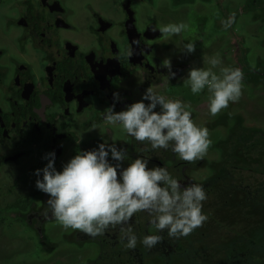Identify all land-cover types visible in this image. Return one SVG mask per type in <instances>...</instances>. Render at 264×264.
<instances>
[{
    "label": "flooded vegetation",
    "instance_id": "obj_1",
    "mask_svg": "<svg viewBox=\"0 0 264 264\" xmlns=\"http://www.w3.org/2000/svg\"><path fill=\"white\" fill-rule=\"evenodd\" d=\"M162 1L180 10L175 23L189 25L190 30L185 32L193 38L188 40L195 36L209 40L221 36L220 41H214L220 44L217 54L212 52L221 61L217 71L244 70L245 91L264 90V55L255 46L257 43L264 48V0H159ZM157 13L154 0H0V231L6 233L0 236V245L11 249L9 255L14 264L37 257L38 250L42 252L40 256H49L56 248L47 232L59 236L63 233L58 231L57 224L58 230L52 232L55 219L47 208L49 196L36 188V180L43 176L41 172L38 177L36 170L43 169L53 159L49 153H55L54 167L60 172L75 155L95 150L101 143H115L118 148L126 149L122 167L137 157L147 159L148 165L151 161L157 167L165 164L171 146L167 150L156 149L158 157L150 158L153 151L150 143L142 144L120 124L105 121L106 109L115 104L114 111L126 110L127 106L141 101L148 88L166 100H180L185 105L197 103L198 94L194 95L186 83L189 70L197 67L191 61L195 54L185 50L186 33L163 36L159 28L171 23L159 21ZM233 13L235 22L228 31L222 22ZM198 25L199 30L195 27ZM205 30L207 35H203ZM175 37L179 41L169 43ZM129 52L133 54L129 56ZM166 59L171 61L175 78L167 77L168 69L163 68ZM114 93L119 94L118 101L114 100ZM261 103L257 111L259 118L264 119V99ZM190 111L194 119L197 111L193 108ZM230 114L242 116L241 111ZM225 115L220 112L216 120ZM226 120L228 128L236 123L231 117ZM171 155L173 162H183L173 151ZM109 161L113 165L117 163L110 153ZM175 166L179 165L175 163ZM183 169L180 168L184 181H178L182 187L191 186L193 183L187 181ZM261 190L263 186L258 190L252 188L251 196L247 194V208L254 203L252 209L256 212L258 204L264 201ZM133 217L139 221L137 226L132 224ZM133 217L128 224L135 227L133 231L145 228L149 235H163L150 220L140 222V213ZM113 229L121 230V226ZM72 233L77 240L80 237V247L87 243H94L99 249L110 247L109 230L104 234L106 238H92L73 229ZM239 236L244 245L251 242L244 246L246 251H259L258 256H264V230L257 232L253 228L240 232ZM3 237H14L13 246L4 244ZM118 238L127 241L123 234ZM142 240L137 239L140 247ZM173 241L164 240V243ZM187 245H183L184 252L173 248L161 252L166 261L183 257L193 263L197 248L188 251ZM29 246L32 253L21 254ZM135 250L141 257V248L136 246ZM99 252L97 257H102ZM0 253L7 254L4 248ZM259 260L256 258L255 262Z\"/></svg>",
    "mask_w": 264,
    "mask_h": 264
},
{
    "label": "clouds",
    "instance_id": "obj_2",
    "mask_svg": "<svg viewBox=\"0 0 264 264\" xmlns=\"http://www.w3.org/2000/svg\"><path fill=\"white\" fill-rule=\"evenodd\" d=\"M234 22L233 13L222 23L228 29ZM188 28V24L181 22L162 26L159 32L171 37ZM185 50L195 52V43L186 44ZM220 63L218 56L210 60L212 68ZM163 68L168 69V79L175 78L170 60L163 61ZM212 68L190 69L186 83L194 95L207 88L210 93L208 110L216 116L230 102L239 101L244 74L239 68H222L218 75ZM113 96L116 101L120 99L118 93ZM114 108L115 104L106 109V123L120 124L136 141L150 143L152 150H167L171 146L181 160L191 163L202 160L212 144L208 128L197 126L193 121L190 105L180 100H166L151 88L146 90L141 101L132 103L126 110L116 112ZM109 153L117 162L115 165L110 163ZM126 154V149L118 148L115 143H101L95 150L75 155L60 172L54 167L55 153H49L53 159L35 174L39 177L43 173L42 179L36 180V188L48 194L46 204L52 217L64 229L77 230L92 238L104 235L109 228L121 226L127 239L126 248L131 250L136 249L137 237L131 226H122L128 225L137 212L152 215L151 223L158 232L166 231L169 238L187 237L203 226L208 217L202 213V202L207 196L201 185L182 187L166 168H149V161L141 157L122 167ZM47 215L46 211V218ZM142 243L150 250L163 243V237L146 235Z\"/></svg>",
    "mask_w": 264,
    "mask_h": 264
},
{
    "label": "rangeland",
    "instance_id": "obj_3",
    "mask_svg": "<svg viewBox=\"0 0 264 264\" xmlns=\"http://www.w3.org/2000/svg\"><path fill=\"white\" fill-rule=\"evenodd\" d=\"M154 2L158 10L156 17L159 21L162 23L177 24L175 20L180 10H177L176 6L170 7L167 1H162L160 3L159 0H154ZM195 27L197 30L201 29L199 25ZM206 30L203 35H207ZM181 34L185 35L184 45L189 42L195 43V52H193L195 57H192L191 60L193 62V67L212 68L210 60L215 58L212 52L215 51L217 54L218 47L220 46V44H215L214 41H220L221 36L215 35L216 37L214 39L209 40L207 37L201 36V34L197 32L201 37L195 36L194 39L188 40L187 38H193V35L185 31ZM256 36H259V34H256ZM178 41L179 40L175 37L170 39L169 43H177ZM255 46L258 47L259 51L264 55V48L257 43ZM219 66L220 64L216 67L220 69ZM216 67L212 68V70L219 75L220 70L217 71ZM243 71L244 70H242V72ZM209 96L210 93L206 88L197 95V103L190 105L193 110L197 111L193 121L197 126L207 127L209 130V138L212 144L208 149L207 155L202 160L191 163L183 161L178 157L177 159H179V161H183L179 163L178 160L172 161V151L167 150L165 164L159 166L166 168L172 178L176 175V179H179L181 183H183L184 178L183 175H181L182 170H180V168H184L183 172L188 179L187 181L201 185L207 196V199L202 202V213L206 215L208 219L204 222L202 227L194 229L187 237H182L180 243L186 245L188 241L191 240L197 242L201 247L209 249H206V251H199V253L205 255H200L201 257L198 256L197 262L195 261L196 264H209L211 262V264H250V262L252 264H264V256H258L260 253L259 251H256L254 257L251 259H241L242 256H244V252H241V249L244 248L245 245H250L251 242H245L244 245L239 236L240 232H245L246 230L253 231V228H255L257 232H262L264 230V201L261 205L258 204L256 212L254 208L252 209L254 203H250V208H247L249 203L245 204L246 199L249 198L247 194L251 196L252 188L258 190L261 186L264 187V119L259 118V112L257 111V108L262 106L261 101L264 99V90L260 91L256 89L248 91L247 93L245 89L242 88V96L239 101L236 103H229V106L221 111L222 114L226 115L217 120L216 116L213 119V116L209 113ZM232 111H241L242 116L230 114ZM228 117H231V119L236 122L235 125H231L230 128L225 125V121H227L226 118ZM212 120L215 122H210ZM149 155L150 158L158 157L157 150H153ZM175 163L179 166H175ZM182 165L185 166L182 167ZM148 166L149 168L157 167L153 166L152 161ZM248 185L253 187L249 189ZM260 193V195H264V190H261ZM137 213L141 214L140 222L142 223H145L147 220L152 221L153 219V216L148 212H142L143 214L141 212ZM249 214L257 215L253 216ZM218 219L222 223L219 222ZM53 222L54 230H52V232L58 230V228L55 229V224H57L59 225L58 231L66 233H62V235L59 236V233L54 232L53 236L47 232V235L52 237L51 240H53L56 248H53V253L49 256H46V254L40 256L42 252L38 250L37 257L34 255V257H29L27 261L22 259L18 261L19 264H96V262L98 264H153L151 255L148 253V248L136 245L141 248L143 254L140 257L132 250V253H134V256H132L130 249L126 248L127 241L124 242L118 238L123 234L120 229L113 231L114 229L110 228V237L107 238L108 245H110L109 249L105 247L99 249L94 243L95 246L87 243L80 247V237H78L79 240H77L74 233H72V229H64L56 220ZM258 224H262V227L257 226ZM3 233L5 232L0 231V236H3ZM101 236L103 237L104 235ZM69 238L71 240H69ZM104 238L106 237L104 236ZM137 239L139 240V237ZM169 240L178 239L173 238ZM3 241L4 244L12 247L14 237H3ZM1 248H4L7 254L2 256L0 253V257L2 258V260L0 259V264H14L10 259L12 255H9L11 249L1 247L0 245V249ZM15 249H18L16 245ZM32 250L31 246H29L20 252L22 254L26 251V253L31 252ZM99 250H101L102 257H97L100 253ZM15 252H17V254L20 253L18 251ZM26 255L28 256V254ZM190 257L191 255L188 256L187 259ZM94 258H96V262ZM256 258L261 260L255 262ZM186 263L189 264V261L187 260ZM180 264H185V262H180Z\"/></svg>",
    "mask_w": 264,
    "mask_h": 264
},
{
    "label": "trees",
    "instance_id": "obj_4",
    "mask_svg": "<svg viewBox=\"0 0 264 264\" xmlns=\"http://www.w3.org/2000/svg\"><path fill=\"white\" fill-rule=\"evenodd\" d=\"M134 218V217H133ZM137 221V222H136ZM218 221H219V219H218ZM134 222V223H133ZM133 222H132V224L134 225V226H137V223H139V221L138 220H136V217L134 218V220H133ZM219 222H221V221H219ZM222 223V222H221ZM221 225H225V224H221ZM128 226V225H127ZM135 228V227H134ZM133 228V226H132V229H134ZM133 233L136 235V237L138 238L139 237V240H142L143 239V237H145L146 235H149V234H147L146 233V229L144 228V229H135L134 231H133ZM251 233H253V232H251ZM251 233H249V237H252V235H250ZM247 234V233H246ZM162 237H163V243H161V244H158L157 246H155L154 248H152V249H150L149 250V254L151 255V258H152V263L153 264H180V262H185V264H187L186 263V259L185 258H183V257H177L176 259L175 258H173L171 261H166L167 260V258H165L164 257V255L162 254V252L161 251H163V250H169V249H171V248H173L175 251H179V252H184L185 251V247L180 243V239H182V237L181 238H179L178 240H174L173 242L174 243H171V244H166V243H164V240H169V239H173V238H169L168 237V235H167V232L165 231V232H163V235H162ZM248 237V236H247ZM253 238V237H252ZM253 240V239H252ZM141 245H142V247H144V248H146L142 243H141ZM187 250L189 251L190 250V248L191 247H195V248H197V250L195 251V254L197 253V256H196V260H197V257L198 256H200V255H202V256H204L205 254H202V253H199V251H206V249L207 250H209L208 248H205V247H201L197 242H194V241H191V240H189L188 241V245H187ZM135 252H136V250H134ZM244 252V256H242V258L241 259H249V258H253L254 257V255H255V253H253L252 251H246L244 248H242L241 249V252ZM201 257V256H200ZM197 262V261H196ZM196 262H193V263H189V264H196ZM212 263V262H211ZM211 263H209V264H211ZM255 263V262H254ZM250 264H252L251 262H250Z\"/></svg>",
    "mask_w": 264,
    "mask_h": 264
}]
</instances>
